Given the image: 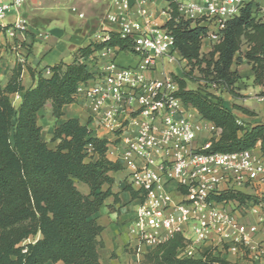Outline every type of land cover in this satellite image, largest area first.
Wrapping results in <instances>:
<instances>
[{"label": "trees", "instance_id": "16d2710c", "mask_svg": "<svg viewBox=\"0 0 264 264\" xmlns=\"http://www.w3.org/2000/svg\"><path fill=\"white\" fill-rule=\"evenodd\" d=\"M168 3V21L163 25L173 34L181 61L190 68L184 78L173 75L179 89L175 96L195 109L199 116L220 130L210 140L206 154H234L259 149L264 156V122L246 123L224 104L221 96L203 88L189 89L188 82H205L233 98L240 77L233 71L247 62L253 72V84L264 98V13L258 3H248L241 14L228 21L219 44L208 54L202 52L207 28L200 21L180 16L175 0ZM10 25L0 23V33ZM247 47L243 53V46ZM26 54L30 48L22 45ZM105 48L117 53L134 54L130 39L110 32L109 40L90 43L77 49L71 63L61 62L47 69L33 68L17 61L6 85L0 84V264H102L100 236L104 228L96 215L112 192L113 173L124 170L120 162L108 158L109 140L94 135L89 123L71 118L60 122L64 107L79 104L80 85L96 79L90 60ZM26 57V56H25ZM27 69L34 85H23ZM198 72L200 77H194ZM24 93L18 106L12 97ZM51 103L55 120L50 148L39 125V112ZM233 109L253 117L249 109ZM78 184L87 187L83 193ZM134 199L140 193L126 186ZM217 203L259 204L255 198L238 191L213 195ZM264 204V198L261 199ZM38 239L23 244L30 238ZM182 235L175 234L145 255V264H230L213 251L199 258L180 257Z\"/></svg>", "mask_w": 264, "mask_h": 264}, {"label": "built area", "instance_id": "2783aa9c", "mask_svg": "<svg viewBox=\"0 0 264 264\" xmlns=\"http://www.w3.org/2000/svg\"><path fill=\"white\" fill-rule=\"evenodd\" d=\"M27 1L0 0V23L9 13L17 14L6 31L15 51L25 49L18 36L27 29V22L19 17ZM96 1L107 2L110 10L102 29L94 34L95 43L109 40L110 32H116L131 40L132 55L138 59L133 66H122L116 62L117 49H103L97 55L107 59L106 65L77 91L79 104L89 113L88 123L95 122L103 132L101 138L110 142L108 158L129 170L126 185L143 197L128 225L136 239L132 250L141 256L180 234L184 239L180 257L199 258L213 251L224 258L236 255L247 258L248 264H264V247L255 241L258 235L264 239V156L255 150L203 152L220 130L175 96L179 86L173 77L152 76L160 65L181 61L173 34L159 24L150 8L152 0ZM175 1L181 17L199 20L207 28L202 50H212L221 42L226 23L238 17L246 4L261 2ZM71 11L85 17L76 7ZM17 60L26 61L22 54ZM224 191L242 192L260 202L239 205L212 199ZM229 204L237 209H229ZM249 216L256 221L249 223Z\"/></svg>", "mask_w": 264, "mask_h": 264}, {"label": "crops", "instance_id": "0c3cea01", "mask_svg": "<svg viewBox=\"0 0 264 264\" xmlns=\"http://www.w3.org/2000/svg\"><path fill=\"white\" fill-rule=\"evenodd\" d=\"M59 1L61 0H28L27 3L21 8L19 17L27 22V29L24 34L18 36V40L22 45L30 48V54L27 55L25 49H19V51H15L12 47L13 40L10 39L6 34L0 33V84L6 85L8 83L12 76V69L18 61L17 58L19 54L26 56L25 60L27 65L33 68L45 69L43 73L48 77L51 74L47 69L48 67H52L61 62L71 63L73 60V54L77 49L95 42L94 35L91 37L87 35L88 33L80 35L77 33V28L71 27L67 29L62 28L60 24L58 25L59 15L55 14V8L56 5L59 4ZM74 1L76 2V6L73 7H76L78 11L84 13V15L85 12L79 10L77 5L83 7L84 10L97 12V14L101 11L99 5L107 7L106 14L110 10L107 2H99L96 0H93V2L90 0ZM261 3V6L263 7L264 0H261ZM150 8L160 25H164L168 21L169 15H165L164 18V13L159 11V7L155 3V0H152L150 3ZM16 18L17 14L11 12L8 14L6 20L1 22V24L3 26L11 25L15 22ZM56 24L58 26H54ZM101 29L102 24L99 25L98 31ZM39 34H43L44 37L40 38L38 36ZM111 56L112 55H110V58ZM130 56H133L134 59L131 60ZM115 58L116 62L122 66H133L138 62L136 56L127 53H117V51L115 53ZM106 62L107 59H102L97 55V59L92 63L90 62L92 71L98 73L106 65ZM163 69L164 64L160 65L159 68L154 71V73H152V76H161L163 74ZM22 78L23 85L26 88L34 85V80L26 68L23 71ZM257 89L262 90L260 87H257ZM240 93L244 94L242 92ZM23 94L24 93H20L14 96L18 98L20 102ZM234 104L245 107L253 112V105L250 103H240L235 101ZM46 108L47 111H49V113L52 115L51 103H47L45 107L39 112V117L40 114H42V111H44ZM231 110L236 116H238L237 112L239 111L233 109ZM64 113L65 115L60 122L75 118L79 119L83 124L88 123V117L82 104H72L65 106ZM89 127L94 131L95 136L99 138L102 137L103 132L102 130L98 129V126L95 122H91ZM52 135L53 128L49 134L50 140ZM53 144V147L49 146L52 149H54L56 146L55 143ZM258 150V148L255 149V151ZM129 173V170L124 169L112 174L115 179L112 186V192L115 194V196L109 197L105 201V204L99 213L96 215L98 223L104 228L99 238L103 245L100 249L102 264H145V255L151 251L145 250L143 255L137 256L134 253V250H132V248L136 245V239L129 233L128 225L135 218L136 211L141 201L140 199H134L131 195V192L125 189L127 186L126 179ZM246 219L249 223H254L256 221V218L252 216H249ZM255 241L258 245L264 247V239L261 235H258L255 238ZM231 256L234 255H229V257ZM237 257L239 259V264H248L247 258L241 256ZM253 257L254 255H251L248 257V259L250 260Z\"/></svg>", "mask_w": 264, "mask_h": 264}, {"label": "rangeland", "instance_id": "374dc122", "mask_svg": "<svg viewBox=\"0 0 264 264\" xmlns=\"http://www.w3.org/2000/svg\"><path fill=\"white\" fill-rule=\"evenodd\" d=\"M90 1L93 2V0H90ZM155 3L159 7V11L161 13L165 12L166 14L168 12L167 4L164 3L162 0H155ZM258 4L260 5L262 12L264 13V6L263 7L261 6L262 5L261 2ZM73 6H76V2L74 0L59 1V4L56 5V8H55V14L59 15L58 25L60 24L62 28H67V29L71 27L77 28L78 29L77 33L80 35L88 33L87 35H89L90 37L93 36L95 32L98 31L99 25L102 24L104 20V17L107 12V7L103 5H99L101 11L97 14V12H93L90 10H84L83 7H80L77 5V7H79V10L85 12V18L81 19L77 14L71 11V8ZM164 18H165V15H164ZM58 25L56 24L54 26H58ZM212 50H209L208 47L207 48L205 47L202 50V52L206 55ZM246 50H247V47L245 45L243 46V49H242L243 53L246 52ZM130 59L133 60L134 57L130 56ZM232 68H233V71L238 72V75L240 77L239 83L237 85V89L235 91L237 95L240 97V99L239 98L235 99L232 96H230L228 93L217 90L216 88H214V86H208L205 82L189 81L188 88L198 89L199 87H201L209 93H213L217 96H221L224 100V104L231 109H233V105L235 101H238L240 103H250L253 105L254 117L248 118L249 116H246L242 114L241 112H237L238 119L246 123L251 122L252 124L264 122V98L261 96L262 90H258L257 86L253 84V72H252L251 66L247 62H243V64L241 65H237V63L235 62V65ZM189 71H190V68L183 61H177L175 63L166 62L164 64L163 74H167L171 77H173V75H176L180 78H184L185 73H188ZM194 77H200L199 73L195 72ZM240 92L244 94H241ZM12 101L15 106H18L19 104L18 98L13 96ZM83 107L88 117L89 113L87 111V108L85 106ZM38 120H39L38 121L39 125H41L43 128L42 133H43L44 139L46 138V141L48 142L49 146L53 147L54 144L51 143L49 134L55 124V120L52 117V115L49 113V111H47V108L44 109V111H42V114H40V117ZM78 188L83 193L88 192L87 187L83 184H78ZM228 208L231 210H235L237 209V206L235 204H229ZM39 237L40 236H38L37 238H30L23 244L32 242L38 239ZM226 258L230 262V264H239V259L235 255L231 257L228 256Z\"/></svg>", "mask_w": 264, "mask_h": 264}]
</instances>
